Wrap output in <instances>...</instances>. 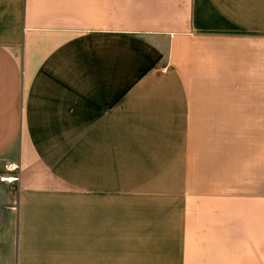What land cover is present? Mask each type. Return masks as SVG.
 Instances as JSON below:
<instances>
[{
    "label": "crops",
    "instance_id": "1",
    "mask_svg": "<svg viewBox=\"0 0 264 264\" xmlns=\"http://www.w3.org/2000/svg\"><path fill=\"white\" fill-rule=\"evenodd\" d=\"M0 264H264V0H0Z\"/></svg>",
    "mask_w": 264,
    "mask_h": 264
},
{
    "label": "built area",
    "instance_id": "2",
    "mask_svg": "<svg viewBox=\"0 0 264 264\" xmlns=\"http://www.w3.org/2000/svg\"><path fill=\"white\" fill-rule=\"evenodd\" d=\"M15 178H16V177H14V176H6V177H4V179H5L6 181H10V182H13V181L15 180Z\"/></svg>",
    "mask_w": 264,
    "mask_h": 264
}]
</instances>
